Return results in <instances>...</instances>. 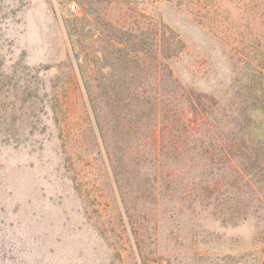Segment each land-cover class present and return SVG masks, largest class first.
<instances>
[{
    "label": "trees",
    "instance_id": "1",
    "mask_svg": "<svg viewBox=\"0 0 264 264\" xmlns=\"http://www.w3.org/2000/svg\"><path fill=\"white\" fill-rule=\"evenodd\" d=\"M176 1L244 67L228 107L174 75L169 62L185 44L161 21L102 33V60L111 71L99 70L94 55L90 78L96 84L74 83L71 64L39 83L25 75L9 85L0 74L1 95L11 99L0 102L5 147H22L25 134L17 128L39 140L34 153L55 143L62 177L80 184L77 191L103 233L115 227L95 207L101 197L108 201L102 194L109 191L128 211L134 197L155 209L161 202L180 211L198 205L223 224L264 216V0ZM66 22L73 33L80 21ZM254 246L221 260L264 264V229Z\"/></svg>",
    "mask_w": 264,
    "mask_h": 264
},
{
    "label": "rangeland",
    "instance_id": "2",
    "mask_svg": "<svg viewBox=\"0 0 264 264\" xmlns=\"http://www.w3.org/2000/svg\"><path fill=\"white\" fill-rule=\"evenodd\" d=\"M67 19L80 21L73 33ZM150 20L168 25L185 44L169 62L183 86L228 107L244 67L176 0H0V74L9 85L25 75L39 83L58 68L68 72L65 66L71 64L74 83L96 84L90 72L111 71L102 60V33L110 27L137 30ZM2 88L0 102L11 100L1 95ZM4 130L0 125V133ZM24 131L16 129L25 134L26 147L18 149L5 147L0 136V264H224L223 256L252 251L264 229V216L223 224L198 205L180 211L161 202L155 209L133 197L128 211L118 195L109 194L106 182L109 192L102 195L108 201L101 197L95 208L115 229L103 233L101 221L91 217L92 209L77 191L80 184L62 177L58 146L34 153L38 139ZM88 185L84 181L83 189Z\"/></svg>",
    "mask_w": 264,
    "mask_h": 264
},
{
    "label": "built area",
    "instance_id": "3",
    "mask_svg": "<svg viewBox=\"0 0 264 264\" xmlns=\"http://www.w3.org/2000/svg\"><path fill=\"white\" fill-rule=\"evenodd\" d=\"M73 9H76V6L75 5L73 6Z\"/></svg>",
    "mask_w": 264,
    "mask_h": 264
}]
</instances>
